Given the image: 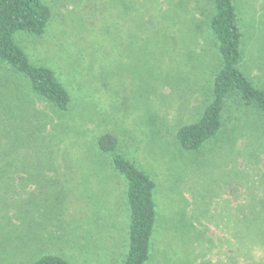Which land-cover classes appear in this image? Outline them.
Returning a JSON list of instances; mask_svg holds the SVG:
<instances>
[{
    "label": "rangeland",
    "instance_id": "374dc122",
    "mask_svg": "<svg viewBox=\"0 0 264 264\" xmlns=\"http://www.w3.org/2000/svg\"><path fill=\"white\" fill-rule=\"evenodd\" d=\"M43 1L47 31L14 37L34 64L57 71L73 102L57 110L0 61V101L10 108L0 117V264L46 254L124 263L127 181L98 151L104 133L157 184L144 264H264V115L234 92L199 149L177 136L211 101L222 60L204 21L209 0ZM237 2L240 68L264 89V0Z\"/></svg>",
    "mask_w": 264,
    "mask_h": 264
},
{
    "label": "trees",
    "instance_id": "16d2710c",
    "mask_svg": "<svg viewBox=\"0 0 264 264\" xmlns=\"http://www.w3.org/2000/svg\"><path fill=\"white\" fill-rule=\"evenodd\" d=\"M205 10L209 16L208 21L204 20L206 30L214 37L222 60L214 71L211 101L197 121L179 128L178 140L186 150L199 149L221 129L227 99L234 92L240 93L244 102L255 104L264 115V89L252 83L240 68L244 28L237 0H209ZM51 16V8L43 0H0V61L29 79L31 92L35 96L52 104L57 110L66 112L71 109L73 102L69 87L53 67L34 64L14 37L18 31L43 35ZM8 109L0 101V117H7ZM20 121L21 124H29L25 117ZM2 125L3 120L0 121V132L4 136L8 126ZM97 146L98 151L107 154L110 165L123 174L127 181L131 220L128 252L123 264H144L150 257L159 220L156 181L135 162L118 152L114 135L101 134L97 138ZM34 264L70 263L61 256L46 254Z\"/></svg>",
    "mask_w": 264,
    "mask_h": 264
}]
</instances>
